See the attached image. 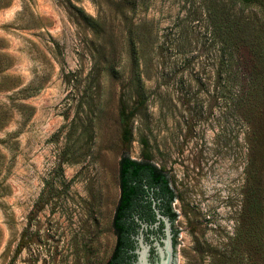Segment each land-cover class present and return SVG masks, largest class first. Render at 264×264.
<instances>
[{"label": "rangeland", "instance_id": "1", "mask_svg": "<svg viewBox=\"0 0 264 264\" xmlns=\"http://www.w3.org/2000/svg\"><path fill=\"white\" fill-rule=\"evenodd\" d=\"M202 1L0 0V264H105L123 156L168 180L175 264H264V97L202 92ZM223 1L264 81V0Z\"/></svg>", "mask_w": 264, "mask_h": 264}, {"label": "trees", "instance_id": "2", "mask_svg": "<svg viewBox=\"0 0 264 264\" xmlns=\"http://www.w3.org/2000/svg\"><path fill=\"white\" fill-rule=\"evenodd\" d=\"M246 4L250 0H238ZM228 5L223 0L202 1V92L217 97H236L239 107L255 108L264 97V81L249 78L250 22L241 13L232 18ZM245 51V59L240 50ZM211 86V88H209ZM143 97V88L139 87ZM255 96H254V95ZM145 104L142 102L141 106ZM237 106V105H236ZM125 115V110H122ZM124 118V121L126 122ZM119 197L112 217L115 243L105 264H131L134 255V236L139 222L152 225L155 213L152 204L170 221L176 218L171 209L174 194L169 188L165 174L148 158L137 161L123 156L118 163ZM158 230L149 229L156 235ZM175 246V232H173Z\"/></svg>", "mask_w": 264, "mask_h": 264}, {"label": "water", "instance_id": "3", "mask_svg": "<svg viewBox=\"0 0 264 264\" xmlns=\"http://www.w3.org/2000/svg\"><path fill=\"white\" fill-rule=\"evenodd\" d=\"M155 213V222L148 226L147 223L139 222L140 226L134 238V249L132 254L134 258L131 264H175L173 252V231L170 224L172 223L168 216L162 215L155 203L152 204ZM157 230L160 228L158 237L149 236L153 242L150 244L145 239L143 232L147 229Z\"/></svg>", "mask_w": 264, "mask_h": 264}, {"label": "flooded vegetation", "instance_id": "4", "mask_svg": "<svg viewBox=\"0 0 264 264\" xmlns=\"http://www.w3.org/2000/svg\"><path fill=\"white\" fill-rule=\"evenodd\" d=\"M158 229H160V228H158ZM158 229H157V230H158ZM153 230H154V229H153ZM148 231H149V228H148L146 231H144L145 236H146V237H145L146 239L149 238V236H155V237H158V234H159V232H160V231L157 232L156 235H152V234H150ZM155 231H156V230H155Z\"/></svg>", "mask_w": 264, "mask_h": 264}]
</instances>
